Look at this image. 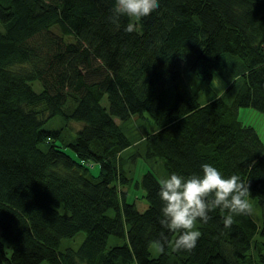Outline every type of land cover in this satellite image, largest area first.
Listing matches in <instances>:
<instances>
[{
    "label": "trees",
    "instance_id": "obj_1",
    "mask_svg": "<svg viewBox=\"0 0 264 264\" xmlns=\"http://www.w3.org/2000/svg\"><path fill=\"white\" fill-rule=\"evenodd\" d=\"M113 7L0 0V264H253L247 252L264 236V141L237 108L264 112V0H159L132 33L128 17L113 23ZM214 73L226 88L203 97ZM145 111L155 128L141 137L144 158L159 157L167 178L200 174L204 163L240 176L261 223L234 216L225 228L228 213L217 208L197 222L196 247L174 251L155 173L137 181L143 210L124 189L132 177L120 153L130 141L114 118ZM57 115L82 122L67 143L74 156L55 142L62 127L44 126ZM80 230L77 247L58 249ZM110 234L121 242L108 246ZM158 240L164 251L153 256Z\"/></svg>",
    "mask_w": 264,
    "mask_h": 264
},
{
    "label": "clouds",
    "instance_id": "obj_2",
    "mask_svg": "<svg viewBox=\"0 0 264 264\" xmlns=\"http://www.w3.org/2000/svg\"><path fill=\"white\" fill-rule=\"evenodd\" d=\"M159 8V0H114L113 23L119 28L120 17L126 16L133 22L128 23L124 31L136 30L135 22L151 15ZM214 86H220V81ZM161 225L170 232L178 233L173 241L174 251L191 252L197 245L201 232L197 222L208 223L209 213L217 208L227 211L223 223L225 228L233 224L234 216H246L252 213V204L248 182L238 175L224 176L211 164L201 165L200 174L187 177L172 173L160 181ZM157 249L164 251V242H156Z\"/></svg>",
    "mask_w": 264,
    "mask_h": 264
},
{
    "label": "rangeland",
    "instance_id": "obj_3",
    "mask_svg": "<svg viewBox=\"0 0 264 264\" xmlns=\"http://www.w3.org/2000/svg\"><path fill=\"white\" fill-rule=\"evenodd\" d=\"M0 29H2V25L0 23ZM218 80L220 81V86H214L217 84ZM32 87L35 90H39L41 85L40 82L34 80L31 82ZM202 85V84H201ZM227 83L224 82L216 73L213 74L212 80L209 83V91H206L204 88L202 89V95L210 96V95H220L223 92V89L226 88ZM101 104L107 107V98L106 96H102L100 100ZM237 116L244 124L252 125L257 131L261 140L264 141V112L259 111L251 106H240L237 108ZM117 123H119L120 127L129 138L130 144L121 151V160L123 162V167L128 170V174L132 177V182L127 186H124V189H128L127 200L134 201L135 206L138 210H143L147 206L146 199L142 196L143 187L139 182L140 177L143 172L147 170H151L158 179L161 181L162 179L167 178L165 169L163 167L162 161L159 157L155 159L147 160L143 156V143L141 142V137L146 133L152 131L155 128V124L150 114L145 111L142 115L133 114L127 120H120L117 117L114 118ZM81 121L69 120L64 122L62 118L57 115L50 119H48L44 126L58 127L61 126L60 135L55 138V142L57 144H62L63 149L74 156V152L67 145L68 142L72 141L75 137L76 130L81 126ZM40 146L45 148V143H41ZM141 153V155H139ZM90 174L93 176H97L99 173V163L94 162L89 165ZM250 203L252 204V213L251 217L256 222L257 225L261 223V209L253 197H248ZM62 212H66L64 208H60ZM108 214H112L113 210L109 209L107 211ZM85 236V232L83 230L78 231L72 237H64L61 239L58 249L63 250L68 246L77 247L83 240ZM257 244L259 246L251 248L247 254H250V258L252 263L254 264V259L256 258L257 252L264 253V236H259L258 234L254 236ZM121 242L120 238L115 237L110 234L107 238V245H111L115 242ZM150 253L155 256L158 253V249L155 243H151L150 245ZM37 264H48L46 260H42Z\"/></svg>",
    "mask_w": 264,
    "mask_h": 264
}]
</instances>
